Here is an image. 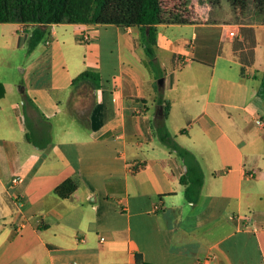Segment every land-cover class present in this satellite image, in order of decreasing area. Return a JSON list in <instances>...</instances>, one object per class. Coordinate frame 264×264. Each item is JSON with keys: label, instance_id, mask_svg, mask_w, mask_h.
I'll list each match as a JSON object with an SVG mask.
<instances>
[{"label": "crops", "instance_id": "0c3cea01", "mask_svg": "<svg viewBox=\"0 0 264 264\" xmlns=\"http://www.w3.org/2000/svg\"><path fill=\"white\" fill-rule=\"evenodd\" d=\"M163 1L161 88L136 26L48 25L19 81L0 68V264H264V23L211 24L195 0ZM13 25L19 47L26 26ZM89 68L100 87L73 86ZM162 123L200 164L197 202ZM67 179L78 187L62 198Z\"/></svg>", "mask_w": 264, "mask_h": 264}, {"label": "trees", "instance_id": "16d2710c", "mask_svg": "<svg viewBox=\"0 0 264 264\" xmlns=\"http://www.w3.org/2000/svg\"><path fill=\"white\" fill-rule=\"evenodd\" d=\"M264 4V0H262ZM160 0H0V23H21L26 27L27 50L33 51L48 36L46 26L52 24H114L120 27H138L140 42L144 49L146 67L154 74L155 87L163 77L156 59L158 25L162 19ZM247 34L246 46L250 58L256 44L253 30L242 28L241 33ZM249 35V36H248ZM89 84L94 89L101 85L100 72L89 68L73 79L72 85ZM0 97L4 95V87L0 83ZM259 96L264 98V73L258 90ZM163 105L164 117H167L171 103L163 98L159 99ZM159 140L185 163L187 170L181 177L185 187V197L188 201L197 202L203 185V172L195 156L186 148L180 146L168 131L164 123L156 127ZM78 187L74 179H67L56 187V193L62 197H69Z\"/></svg>", "mask_w": 264, "mask_h": 264}, {"label": "rangeland", "instance_id": "374dc122", "mask_svg": "<svg viewBox=\"0 0 264 264\" xmlns=\"http://www.w3.org/2000/svg\"><path fill=\"white\" fill-rule=\"evenodd\" d=\"M195 1L199 15L208 18L211 24H248L253 21L264 23V4L262 0ZM163 3L168 8H173L172 5L179 3V0H164ZM198 18L201 21V17ZM13 24L19 23H0V68L3 69L4 74L9 75L10 80L19 81L22 77L20 74L21 68L24 67L27 57V39L24 43L21 40L19 47H14L18 27ZM20 36L22 37L21 33ZM259 37L262 41L264 34L259 35Z\"/></svg>", "mask_w": 264, "mask_h": 264}, {"label": "built area", "instance_id": "2783aa9c", "mask_svg": "<svg viewBox=\"0 0 264 264\" xmlns=\"http://www.w3.org/2000/svg\"><path fill=\"white\" fill-rule=\"evenodd\" d=\"M238 35H239V32L237 30V27H236V29L230 30V31L227 32V36L230 37V38H234V37H236ZM86 39H88V38L86 37ZM254 121H255V124L257 126H259L261 128H264V121H263V119L261 117H256L254 119ZM12 181H13V183H20V182L23 181V179L21 177H19V176H16V177L13 178Z\"/></svg>", "mask_w": 264, "mask_h": 264}, {"label": "water", "instance_id": "95a60500", "mask_svg": "<svg viewBox=\"0 0 264 264\" xmlns=\"http://www.w3.org/2000/svg\"><path fill=\"white\" fill-rule=\"evenodd\" d=\"M158 86H159V88H161V87L164 86V78H160V79L158 80Z\"/></svg>", "mask_w": 264, "mask_h": 264}]
</instances>
